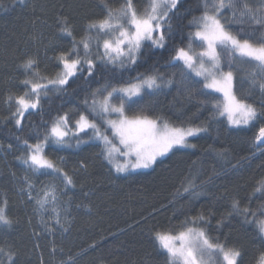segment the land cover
I'll return each instance as SVG.
<instances>
[{"label": "snow or ice", "instance_id": "obj_1", "mask_svg": "<svg viewBox=\"0 0 264 264\" xmlns=\"http://www.w3.org/2000/svg\"><path fill=\"white\" fill-rule=\"evenodd\" d=\"M18 2L23 4L24 0ZM186 5L188 0H143L139 6L138 0H98L97 14L87 19L79 34L68 17H55L58 31L70 45L57 49L54 59L58 70L54 75L41 70L35 56L21 57L18 67L24 77L20 81L23 89L9 92L5 103L9 122L17 133L25 131V122L33 116L42 118L43 134L37 132L32 142L19 134L15 140L20 151L17 159L25 171L52 178L37 187L26 175L21 191L40 218L42 231L34 232V237L47 234L53 238L49 255L56 264H78V254L64 252L55 243L58 231H69L72 201L68 193L75 189L76 182L63 167L64 158L51 153L74 145L96 147L119 175L152 169L169 154L195 148L190 138L208 132L203 123L175 125L145 102L176 83L170 76L157 70L135 77L129 74L125 79L127 70H134L147 53L168 51V67L175 70L173 75L179 73V83L189 92L197 91L216 109L212 119L219 115L229 127L253 133L252 156H264V0H198L199 15L192 14L191 6ZM184 28L188 30L186 42L181 35L177 45L174 37ZM244 68L251 69L248 82L261 94L259 107L234 90L236 74ZM97 75L110 79L102 87L89 90L72 109L43 120L45 104L51 107L50 94L66 95L72 84ZM13 147L9 143L7 150ZM79 168L87 171V161H81ZM212 180L211 176L205 180L190 171L168 203L174 206L177 200H187L191 204L203 194L204 184ZM182 215V220L176 217L179 223L169 218L149 226L153 246L164 256L165 264H244L239 247L210 231L211 212L192 214L188 210ZM227 215L241 217L261 238L252 264H264V176L254 181L243 200L232 198ZM13 223L5 197L0 200V229L6 233ZM222 223L223 218L218 226ZM95 246L93 243L89 247ZM18 255L14 244L0 243V264H19ZM40 264H45L43 255Z\"/></svg>", "mask_w": 264, "mask_h": 264}, {"label": "trees", "instance_id": "obj_2", "mask_svg": "<svg viewBox=\"0 0 264 264\" xmlns=\"http://www.w3.org/2000/svg\"><path fill=\"white\" fill-rule=\"evenodd\" d=\"M142 2L138 0V6ZM97 4L98 0H24L23 4L18 0H0V145L3 146L0 149V200L7 198L8 211L14 221L10 231L5 233L0 229V243L6 241L16 246L19 264H40L41 255L45 264H56L49 255L53 238L47 234L34 237V232L42 231L40 218L33 212L32 202L21 191L26 175L37 187L52 178L26 172L17 159L20 151L15 135L32 142L37 132L43 134L42 118L33 116L25 122V131L17 133L9 122L5 100L9 92L23 89L20 81L24 77L18 65L25 54L35 56L41 70L53 75L58 70L54 56L59 47H68L70 42L58 31L55 17H68L79 34L87 19L97 14ZM197 4L198 0H188L194 15H199ZM243 27L251 30L249 25ZM187 31L184 28L183 33L177 32L174 37L177 45L181 43V35L186 42ZM168 56V51L162 50L147 53L134 70H127L125 79L129 74L135 77L157 70L173 78L176 83L171 88L146 98L145 102L157 115L175 125L205 124L208 132L190 139L195 148L169 154L152 169L119 175L96 147L81 145L76 148L74 145L51 153L64 158L63 167L74 175L76 182L75 189L68 193L72 201L69 231H58L55 243L64 252L71 250L78 254V264H165L164 256L153 246L149 226L167 222L169 218L173 223H179L183 219L182 213L188 210L192 214L201 210L211 212L210 231L239 247L244 253V264H252L253 253L261 247V238L250 225L243 223L239 216L227 215L232 198L238 196L243 200L251 192L254 181L264 176V156H252L253 133L229 127L226 119L219 115L212 119L216 109L205 103L197 91L189 92L179 83V73L173 75L175 70L168 67ZM250 71V68L238 70L234 90L238 96L243 95L259 107L261 94L248 82ZM107 79L110 78L97 75L72 84L66 95L50 94L51 107L45 104L43 120L72 109L89 90L102 87ZM215 95L223 100L219 94ZM9 143L14 145L11 151L7 150ZM81 161H87V171L79 168ZM233 164L237 167L233 168ZM190 171L202 179L211 176L213 180L204 184L203 194L191 204L187 200H177L174 206L169 204L182 177ZM85 192L87 196L83 195ZM221 218L223 223L218 226ZM93 243L95 248L89 247Z\"/></svg>", "mask_w": 264, "mask_h": 264}, {"label": "rangeland", "instance_id": "obj_3", "mask_svg": "<svg viewBox=\"0 0 264 264\" xmlns=\"http://www.w3.org/2000/svg\"><path fill=\"white\" fill-rule=\"evenodd\" d=\"M217 94H219V93H217ZM220 95V94H219ZM221 96V95H220ZM222 97V96H221ZM222 99H223V97H222ZM191 139V138H190ZM120 159H122V158H120ZM112 166V165H111ZM113 167V166H112ZM113 169H114V167H113ZM115 170V169H114ZM149 170V169H148ZM138 171H144V170H138ZM135 172H137V171H135ZM121 174H124V173H121Z\"/></svg>", "mask_w": 264, "mask_h": 264}]
</instances>
